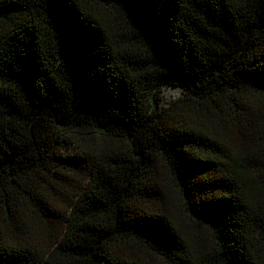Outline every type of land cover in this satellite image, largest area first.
<instances>
[{
	"label": "trees",
	"instance_id": "1",
	"mask_svg": "<svg viewBox=\"0 0 264 264\" xmlns=\"http://www.w3.org/2000/svg\"><path fill=\"white\" fill-rule=\"evenodd\" d=\"M0 264H264V0H0Z\"/></svg>",
	"mask_w": 264,
	"mask_h": 264
},
{
	"label": "rangeland",
	"instance_id": "2",
	"mask_svg": "<svg viewBox=\"0 0 264 264\" xmlns=\"http://www.w3.org/2000/svg\"><path fill=\"white\" fill-rule=\"evenodd\" d=\"M181 93H182L181 89L176 86L168 85V86L162 87V98H163L162 105L168 106L171 101L180 98ZM98 140L99 139H96V136L85 138V139H80V141L86 144H92V145H94V143ZM171 193H172L171 197H172V208H173L174 216H177L179 219L182 218L183 221H188V217L185 215V212L181 206V200L174 186H172L171 188ZM42 230H44L45 233H47L48 231L47 227L45 229L42 228ZM30 243L36 246L40 245L39 238L32 237V240Z\"/></svg>",
	"mask_w": 264,
	"mask_h": 264
}]
</instances>
